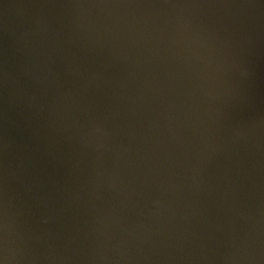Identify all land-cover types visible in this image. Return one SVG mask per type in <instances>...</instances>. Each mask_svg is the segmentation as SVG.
<instances>
[{
    "label": "water",
    "instance_id": "95a60500",
    "mask_svg": "<svg viewBox=\"0 0 264 264\" xmlns=\"http://www.w3.org/2000/svg\"><path fill=\"white\" fill-rule=\"evenodd\" d=\"M3 264H264V0H0Z\"/></svg>",
    "mask_w": 264,
    "mask_h": 264
},
{
    "label": "clouds",
    "instance_id": "9594fccd",
    "mask_svg": "<svg viewBox=\"0 0 264 264\" xmlns=\"http://www.w3.org/2000/svg\"><path fill=\"white\" fill-rule=\"evenodd\" d=\"M0 264H3V262H2V261H0Z\"/></svg>",
    "mask_w": 264,
    "mask_h": 264
}]
</instances>
